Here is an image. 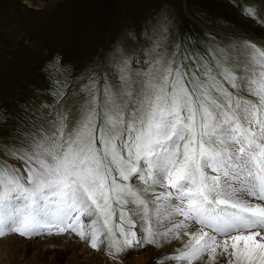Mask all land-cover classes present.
Here are the masks:
<instances>
[{"label":"snow or ice","instance_id":"obj_1","mask_svg":"<svg viewBox=\"0 0 264 264\" xmlns=\"http://www.w3.org/2000/svg\"><path fill=\"white\" fill-rule=\"evenodd\" d=\"M164 21L136 67L117 47L112 77H89L75 118L61 90L0 145L27 173L0 161V238L71 234L114 260L176 242L154 264H264V46L188 68L164 47Z\"/></svg>","mask_w":264,"mask_h":264},{"label":"rangeland","instance_id":"obj_2","mask_svg":"<svg viewBox=\"0 0 264 264\" xmlns=\"http://www.w3.org/2000/svg\"><path fill=\"white\" fill-rule=\"evenodd\" d=\"M246 8H255L259 20H264V0H0V145L16 143L20 133L30 131L33 120L49 112L41 106L53 105L54 94L61 90V104L70 107L75 118L85 97L81 88L89 77L95 74L101 84L105 73L112 77L110 61L117 47L136 67L134 61H143L144 49L150 46L144 33L151 37L153 28L159 32L164 17L171 23L163 45L169 53L178 52V61L187 56L188 68L196 67L193 57L203 58L215 72L213 51L246 39L264 46V24L248 18ZM0 161L27 175L22 161L2 152ZM131 183L141 186L138 179ZM65 235L93 251L71 234L47 236ZM41 246L18 250L20 263L66 264V254ZM138 251L128 250L117 261L124 263Z\"/></svg>","mask_w":264,"mask_h":264},{"label":"bare ground","instance_id":"obj_3","mask_svg":"<svg viewBox=\"0 0 264 264\" xmlns=\"http://www.w3.org/2000/svg\"><path fill=\"white\" fill-rule=\"evenodd\" d=\"M33 238L28 241L16 236H7L0 239V264H21V259H19L21 256L18 255V250H23L26 246H37L38 244H41L43 248H57L58 254H66V264H148L149 261L154 263L157 258L171 253L176 243L174 242V244L166 245L160 249H156L153 246L148 249H139L136 254L129 258L126 257L127 259L125 258V262L122 263L104 254L101 255L90 251L87 247L77 243L70 235ZM31 264H34V262Z\"/></svg>","mask_w":264,"mask_h":264}]
</instances>
